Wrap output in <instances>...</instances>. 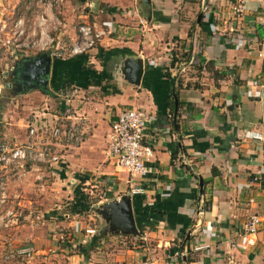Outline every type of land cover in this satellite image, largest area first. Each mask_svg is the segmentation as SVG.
Wrapping results in <instances>:
<instances>
[{
	"label": "crops",
	"instance_id": "crops-1",
	"mask_svg": "<svg viewBox=\"0 0 264 264\" xmlns=\"http://www.w3.org/2000/svg\"><path fill=\"white\" fill-rule=\"evenodd\" d=\"M50 1L40 33L62 24L52 9V1L62 0ZM243 2L242 12L233 9L237 0H98L97 11L90 6L83 19L107 16L101 25L112 32L87 54L50 52L46 84L22 93L39 94L46 107L31 111L26 130L17 128L21 117L10 132H0L11 144L24 143L29 127L43 133L64 118L66 107L85 119L74 138L61 139L65 163H27L22 181L7 185L0 264H264V67L258 55L264 9L258 0ZM30 7L37 11L34 2ZM128 56L143 61L139 84L120 68ZM70 88L81 95L66 106ZM131 107L150 115L144 142L153 154L145 179L106 153L111 124ZM136 186L143 193H131ZM124 194L131 195L141 236L109 234L84 248L100 235L91 206ZM7 210L21 215L6 216ZM252 215L261 226L247 244ZM88 228L96 233L87 234ZM28 244L36 251L30 260L3 261L5 252Z\"/></svg>",
	"mask_w": 264,
	"mask_h": 264
},
{
	"label": "built area",
	"instance_id": "built-area-1",
	"mask_svg": "<svg viewBox=\"0 0 264 264\" xmlns=\"http://www.w3.org/2000/svg\"><path fill=\"white\" fill-rule=\"evenodd\" d=\"M34 2L37 6V11L41 9V13H37L36 22L43 28L47 24V16L45 7L51 6L50 0H28L27 8ZM261 7L264 9V0H258ZM40 4V6H39ZM236 12H242L245 9L243 0H237L233 6ZM35 11V12H37ZM24 19L19 17L14 20V30L16 38L14 42L18 45L25 42L34 41L35 43L48 45L50 41L35 40L30 37V34L25 36ZM55 25V24H53ZM109 27L100 26L96 21H90L88 18L83 19L77 26V36L72 42L66 46L61 45L51 51L54 57L64 58L62 55L68 56L87 54L95 46L100 43L104 37L111 33ZM60 42V41H59ZM258 55L264 67V35L260 42ZM73 92H77L73 89ZM69 98H64V104L69 105ZM64 118H58L57 122L50 128L43 131L46 134L45 138L49 141H57L51 143L36 135L37 129L34 127L28 128L29 139L22 144H7L0 142V207L6 203V187L8 182L24 173L27 163H43V164H63L65 158L61 153V139L74 138L75 134L80 131L85 119L81 115H76L69 107L64 109ZM65 120V121H64ZM64 121V122H62ZM150 121V115L142 108L131 107L118 112L115 120L110 126L109 137L107 142L106 153L108 158L114 160L115 164L126 170L131 176L145 179L149 173L147 163L151 160L153 151L152 148L144 142V134L147 125ZM254 139L262 140V135H254ZM129 185H134L132 179H128ZM131 193H143L140 186L133 187ZM20 211H6V216L19 217ZM261 226V218L259 215H252L245 223V236H247V244L254 243V236L259 231ZM87 234H95L93 228L86 229ZM75 247V246H74ZM244 247V246H242ZM202 248L201 246L197 247ZM35 249L31 245H20L7 251L3 255V261H8L13 258H21L30 260L35 255Z\"/></svg>",
	"mask_w": 264,
	"mask_h": 264
},
{
	"label": "rangeland",
	"instance_id": "rangeland-1",
	"mask_svg": "<svg viewBox=\"0 0 264 264\" xmlns=\"http://www.w3.org/2000/svg\"><path fill=\"white\" fill-rule=\"evenodd\" d=\"M90 1L91 0H62V2L57 1V3L59 4H57L56 1H52V9L54 10L53 14L62 21V24H57V28L56 26H52V29L48 28L44 33L42 32V34L40 33V25H38L36 22L37 12H35V8H27L29 4H24L22 0H0V132H3L4 130H7V133L8 131L10 132L11 127H13L12 125L16 127L17 124L18 126V120H21V117L22 120L20 121V123L22 124L19 126L22 127L17 128L26 130L27 128L25 126V123L27 117L33 114L31 111H41L46 107L44 97L40 96L39 94H37V98H35L30 95L24 96L22 93H14L18 91L17 79L14 78L12 80V77H7V75L4 76V73L7 72L8 74L10 69L19 66L21 61L16 60H19L22 56H33L42 51H49L50 53L51 51L54 52L55 48L61 45L68 46L72 42V40L76 38L77 26L83 20V16L90 13L89 9L92 5V3H89ZM19 17H23L24 19L23 26L25 28V36L32 32L30 34V37L36 38V40H40L42 36H45V38H43V41L51 40V42L46 46L35 43L34 41L25 42V44L21 45L16 44L14 42V39L16 38L14 30V20ZM93 20H95L98 25L102 26L101 24L103 21H109L110 19L109 17L105 16ZM63 23L67 26H64ZM70 32L72 34H70ZM60 35L61 37H59ZM58 37L60 39H58ZM62 56L67 57L68 55L63 54ZM11 82H13V88H11L10 90L9 84ZM19 90L21 92L24 91L21 89ZM14 95H17L16 99ZM64 95V97H68L70 99L68 102L70 105L73 98H77L81 94L73 92V89L70 88L69 90L67 89L65 91ZM89 96L91 97L95 95H93V93L87 96L84 95V98ZM4 113L7 114L5 118L3 116ZM9 123L12 124L10 125ZM50 127L51 126H44L43 131ZM36 135H38L39 137H43V139L48 141V143L57 142L54 140L49 141V139L45 138L46 134H43L41 130L37 131ZM0 142H6L7 144L11 145V143H9L6 137L2 136V134L0 135ZM16 144L22 143L16 142ZM19 177H21L22 181L23 175H20L12 178L8 182V184H10L14 180L20 179ZM19 185L22 184L20 183Z\"/></svg>",
	"mask_w": 264,
	"mask_h": 264
},
{
	"label": "water",
	"instance_id": "water-1",
	"mask_svg": "<svg viewBox=\"0 0 264 264\" xmlns=\"http://www.w3.org/2000/svg\"><path fill=\"white\" fill-rule=\"evenodd\" d=\"M149 0H147L148 2ZM205 1V0H204ZM98 0H94L91 8L93 11H97ZM201 17V14L198 15V19ZM46 52L47 55L45 60H41L39 58V53L33 56H22L19 60L21 63L31 62L33 69H35L37 73V77L40 78L39 85L37 89H42V84H46V77L49 72V66L51 63L50 53ZM41 53V52H40ZM22 65L17 66L11 71L14 75L22 73ZM143 61L140 57L128 56L124 64H121V70H126L125 73L129 74L128 80L133 84H139L143 74ZM126 68V69H125ZM22 70V71H21ZM7 75V72L4 73V76ZM261 101H262V114H263V124H264V88L261 92ZM176 98H175V113L176 117ZM199 187L200 194L203 191V180L199 179ZM201 196V195H200ZM131 195L124 194L119 198L115 199H107L105 202L96 203L91 206V210L96 214L98 219L100 220V226L98 233L102 236H106L109 234H124V235H132L140 237V232L136 226V220L133 213L132 203H131Z\"/></svg>",
	"mask_w": 264,
	"mask_h": 264
},
{
	"label": "flooded vegetation",
	"instance_id": "flooded-vegetation-1",
	"mask_svg": "<svg viewBox=\"0 0 264 264\" xmlns=\"http://www.w3.org/2000/svg\"><path fill=\"white\" fill-rule=\"evenodd\" d=\"M47 53L46 52H41L39 53V58H41V60H45V57H46ZM23 63L20 62L19 65H22ZM15 67H13L14 69ZM22 68V73L21 74H16L14 75L13 73H11V71H13V69H10L9 73L7 74V77L10 76L12 77V80L14 78L17 79V84H18V91L17 92H14V93H24L26 90H29L33 87H37V85H39V81H40V78L37 77V71L35 69H33V66H32V63L31 62H26L23 64V66L21 67ZM13 82H11L9 84V89L11 90V88H13V85H12ZM41 86H42V83H40ZM19 89L21 90H24V91H20ZM15 96V95H14Z\"/></svg>",
	"mask_w": 264,
	"mask_h": 264
},
{
	"label": "trees",
	"instance_id": "trees-1",
	"mask_svg": "<svg viewBox=\"0 0 264 264\" xmlns=\"http://www.w3.org/2000/svg\"><path fill=\"white\" fill-rule=\"evenodd\" d=\"M186 56L185 52L183 53V57ZM87 202L90 203L91 201L89 199H87ZM104 237L103 236H96L95 239L91 240L89 243H87L85 245L84 248H89V249H92L94 248L96 245H97V241L100 240V239H103ZM84 248L81 246V247H78L77 250L80 249L81 252H83Z\"/></svg>",
	"mask_w": 264,
	"mask_h": 264
}]
</instances>
